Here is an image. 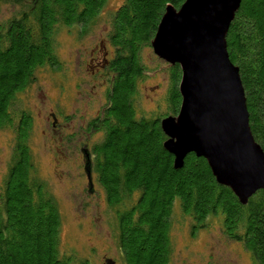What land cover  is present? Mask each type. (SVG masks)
Here are the masks:
<instances>
[{"label": "trees", "instance_id": "1", "mask_svg": "<svg viewBox=\"0 0 264 264\" xmlns=\"http://www.w3.org/2000/svg\"><path fill=\"white\" fill-rule=\"evenodd\" d=\"M185 2L124 0L109 15L107 41L114 54L107 69L112 77L103 94L105 108L93 125L103 132L94 145L93 167L115 214L112 237L123 264H169L178 204L182 216L191 220V235L208 228L214 217L228 238L249 251L253 264H264V191L242 205L229 187L217 183L203 157L189 154L184 166L175 169V157L164 148L161 122L181 109L180 66L168 65L164 111L148 118L135 109L138 85L149 72L141 52L152 47L166 7L178 10ZM106 4L31 0L25 11L0 26V128L14 134L12 163L0 185V264H92L74 250H62L58 204L38 177L29 144L32 114L13 105L36 83L38 69L61 68V29L77 26L83 36ZM234 19L228 53L239 68L252 135L264 150V0H242ZM87 130L92 132V126Z\"/></svg>", "mask_w": 264, "mask_h": 264}, {"label": "rangeland", "instance_id": "2", "mask_svg": "<svg viewBox=\"0 0 264 264\" xmlns=\"http://www.w3.org/2000/svg\"><path fill=\"white\" fill-rule=\"evenodd\" d=\"M29 2L31 0H0V26L19 16ZM123 2L107 0L101 16L83 36L77 26L72 30L61 29L57 36L61 68L38 69L36 83L19 94L18 102L13 105L35 117L29 144L38 177L46 183L58 204L62 250H74L92 264H106V259L123 264L122 253L112 237L115 214L97 180L94 182L96 192L90 193L80 155L83 145L99 143L103 134L102 131L88 132L87 126L90 119L100 116L106 105L103 94L109 77L105 66H101L104 63L101 58L104 48L105 57L113 56L114 48L107 41L111 28L109 15ZM141 58L149 72L138 85L135 109L143 117L151 118V113L166 109L163 101L169 85V64L149 46L144 47ZM40 109L45 110V120L38 117ZM52 112L58 118L56 127L46 120L47 113ZM13 141V132L0 128V185L12 163ZM179 210L175 204L169 264H253L249 251L240 242L228 238L216 218L212 217L210 226L193 236L190 218H184Z\"/></svg>", "mask_w": 264, "mask_h": 264}, {"label": "water", "instance_id": "3", "mask_svg": "<svg viewBox=\"0 0 264 264\" xmlns=\"http://www.w3.org/2000/svg\"><path fill=\"white\" fill-rule=\"evenodd\" d=\"M241 1L186 0L178 10L168 5L151 46L167 64L182 69L180 112L161 122L175 169L189 154L203 157L217 183L246 205L264 191V150L252 135L239 68L226 42ZM83 155L93 193L92 158L87 151Z\"/></svg>", "mask_w": 264, "mask_h": 264}, {"label": "flooded vegetation", "instance_id": "4", "mask_svg": "<svg viewBox=\"0 0 264 264\" xmlns=\"http://www.w3.org/2000/svg\"><path fill=\"white\" fill-rule=\"evenodd\" d=\"M101 46H102V48H104L103 47V42H102V44H101ZM101 46H98V48H100ZM105 50H106V48H104ZM104 50V52H103V57L101 58V60H103L102 62H104V63H102L101 64V66L103 67V66H105V72L107 73V77H109V81H110V78L112 77V72H108V69H107V66L109 65V63H110V58H107V57H105V55H107V51H105ZM114 54V53H113ZM109 81H108V86H107V88L109 87ZM27 91V90H26ZM32 114V113H31ZM38 117L40 118V119H42V118H44V120H45V110H44V112H43V110L42 109H40V111H39V113H38ZM98 117V116H97ZM97 117L96 118H92V119H90V122H88V126H87V129H88V127L89 126H92V132H100V131H98V130H95L94 128H93V125H95L96 124V122H95V119H97ZM35 117H34V115L32 114V125H31V128H32V132H33V129H34V119ZM46 120H47V122H49V124L52 126V127H56L57 126V122H58V118H57V116H56V114H55V112H52V113H50V114H48L47 113V117H46ZM43 133L45 134V131H43ZM14 142V141H13ZM86 144V143H85ZM84 146V147H83ZM81 148H80V155L82 156V162H84V164H85V158H84V155H83V151H87L88 153H90V155H91V158H92V167H93V161H94V158H95V155H94V145H90V144H87V145H83ZM92 179H93V184H95L94 182H95V172H94V167H93V173H92ZM93 193H95L96 191H95V189H94V186H93Z\"/></svg>", "mask_w": 264, "mask_h": 264}]
</instances>
